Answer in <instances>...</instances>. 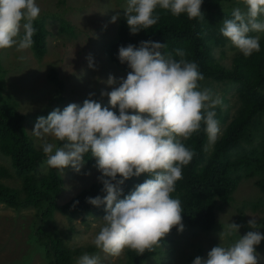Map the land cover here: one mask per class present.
<instances>
[{"label":"clouds","instance_id":"1","mask_svg":"<svg viewBox=\"0 0 264 264\" xmlns=\"http://www.w3.org/2000/svg\"><path fill=\"white\" fill-rule=\"evenodd\" d=\"M236 4L219 31L249 57L260 51L259 37L250 33L264 32V0H236ZM201 5L202 0H127L124 15L130 33L138 34L157 24V6L174 17L186 14L191 20L202 16ZM40 13L36 0H0V50L30 49L37 31L33 22ZM119 15L117 12L110 22H116ZM165 47L153 41H141L139 47L120 46L118 59L131 71L119 79L112 75L118 69L114 62L110 60L113 67L109 68L100 61L93 62L89 55V67L98 64L102 68L98 79L111 86V91L100 93L109 98L111 108L102 107L91 98L95 93H89L82 106L69 103L62 111L57 108L37 117L31 130L42 141L48 168L64 174L71 166L80 172L86 155L95 158L101 173L97 179L106 195L87 198L88 203L103 205L105 210L91 243L113 257H119L126 248L138 255L154 252L173 227L184 230L181 202L171 195L195 154L184 141L199 132L202 124L210 145L220 134L214 109L222 103L221 98L201 88L204 76L195 62L185 59L183 49H175L173 54L162 52ZM18 59L23 61L24 56ZM107 69L113 73L105 81L100 74ZM117 107L118 114L113 110ZM141 174L147 178L124 195L121 186L125 181ZM247 224L253 229L259 227L254 216ZM240 227L234 222L224 225L220 243L208 251L207 259L196 256L192 264H258L256 246L264 234L248 231L226 243ZM77 264H100V260L85 253Z\"/></svg>","mask_w":264,"mask_h":264},{"label":"trees","instance_id":"2","mask_svg":"<svg viewBox=\"0 0 264 264\" xmlns=\"http://www.w3.org/2000/svg\"><path fill=\"white\" fill-rule=\"evenodd\" d=\"M230 1L202 0V16L191 20L186 14L174 17L170 11L157 6L154 13L160 16L157 24L147 30H141L138 34H131L126 17L121 18L115 36L101 46L105 50L106 61L114 62L117 71L122 69L131 71L127 64H121L118 59L120 46L132 44L139 47L141 41H153L166 44L161 50L165 53L174 54L175 49H183L186 53L185 59L195 62L204 76L203 81H200L201 88L210 89L214 96L222 100V103L214 109L215 118L222 131L216 142L211 146L208 145L203 124L199 132L184 141L185 146L195 154L191 162L183 168V179L177 181L175 191L171 194L181 202L184 230L180 232L173 227L154 252L146 251L138 255L135 251L126 248L128 264H145L151 258H157L155 256L159 253L167 255L165 253V249L169 248L167 245L183 240L187 232L192 236L195 234L193 228L198 229V234L210 235L209 232H213L216 228L215 212L223 213L224 209L233 205L234 193L242 180L255 178V185L264 193V32L258 36L259 52H253L251 56L245 57L241 52L236 51L231 56L230 63L222 64L220 59L225 57L223 47L229 41L222 36L219 29L223 20L231 18L232 10L238 6L236 3H229ZM50 17L56 19L54 16L43 15L33 22L37 31L34 33V44L30 50L37 59H41L46 53L47 36L51 33L48 28L49 21L46 19ZM58 31L71 34L73 29L66 20L58 18ZM255 34L257 33H250L253 36ZM215 48L220 49V55L217 57L214 54ZM1 52L0 153L7 159L10 168L0 165V204L16 211L34 208L35 219L32 221L30 237L37 245L32 248L39 249L48 260V264H72L73 260L83 254L99 249L92 243L74 248L67 247L57 231L49 228L48 222L56 211L65 215L71 223L72 219L79 215L105 214L103 205L94 206L88 203L87 198L103 197L106 193L102 191L103 184L99 180H92L76 194L66 193L65 190H68L64 185L65 179L62 173L46 166L42 144L33 142L27 128V124H35L37 117L47 116L57 108L62 111L66 107L67 99L63 92L67 93L66 84L69 82L60 77L54 67H49L46 75L55 86L53 95L57 98V106L52 107L50 103H46L40 109L41 112L40 110L21 112L20 101L7 87V68L1 62ZM90 54L92 55L93 52H84L80 57L84 67L89 66V62L86 61ZM175 58L179 59V57ZM94 69L95 72L90 74L84 69L83 78L74 81L80 79L76 75L70 83L85 84L84 89L89 93L100 94L102 90L107 91V84L97 77L99 69L95 66ZM117 71L114 76L119 79L121 76ZM108 73L113 72H105L100 76L103 75L106 81ZM91 98L100 102L98 95ZM104 101L107 102L108 99L105 98ZM105 102H100L102 107H106ZM114 111L118 114V107ZM58 146L62 145L58 143ZM85 159L83 172L96 162L90 154L86 155ZM146 178V174H141L139 177L133 176L126 180L121 186L124 195L133 191L135 185L142 183ZM260 203L261 200L254 206ZM245 206V204L237 205V224H242L243 222L237 221L247 216ZM262 224L264 225V210L261 217ZM177 236L182 238L177 239ZM228 239L232 242L235 238L232 236ZM210 244L214 247L219 243L210 241L208 245ZM187 247L192 248V255L187 258L186 264H192L195 250L201 252L205 250V253L211 250L201 244L198 245L196 241L186 244ZM29 255L30 252L21 259L24 261ZM200 256L204 257V254ZM204 258L206 259V256ZM154 260L156 263L162 261L161 258ZM13 262L16 264V261Z\"/></svg>","mask_w":264,"mask_h":264},{"label":"rangeland","instance_id":"3","mask_svg":"<svg viewBox=\"0 0 264 264\" xmlns=\"http://www.w3.org/2000/svg\"><path fill=\"white\" fill-rule=\"evenodd\" d=\"M36 3L41 9L40 16L48 15L56 18L50 17L46 19L49 21L48 28L51 32L47 36L46 53L41 59H37L30 49L24 52H18L15 47L0 50L2 51L1 62L7 68V87L20 101L21 112L28 113L40 110L46 103H50L52 107H55L57 106V98L53 95L55 86L47 79L46 75L48 68L54 67L60 77L69 82L66 84L67 93L63 92L67 99L65 102L66 106L69 103H77L82 106L83 101L89 97V92L84 89L86 88L85 84L70 83V80H74L73 77L77 75L76 77L80 79L74 81H80L85 73L84 69H86L87 74L95 72L94 67H84L82 64L80 57H82L84 52H93L92 55L90 54L93 62H104L109 68L113 67L110 61H106L107 56L101 46L115 36L119 20L125 17L124 9L127 6V0H36ZM229 3L234 4L236 0H231ZM117 12L120 15L116 22H110L112 16L116 15ZM58 18H63L69 23L73 29L71 34L58 31ZM259 35L260 33L255 34V36ZM223 49L225 50V57L223 56L220 62L228 64L233 53L238 50L230 42ZM219 53L220 49L215 48L214 54L216 57L220 55ZM21 55L24 56L23 61L18 59ZM96 69L102 70L98 64H96ZM106 72H109V70L107 69ZM128 72L129 70L127 69L117 71L118 75L124 78H126ZM109 74L111 73L106 75L109 76ZM82 82L86 83L85 81ZM106 88L107 91H111V86L106 85ZM91 90L93 91V89ZM96 95H98L100 102H105L104 99L107 98L108 101L105 102V105L111 108L107 96L102 97L100 94H95L94 96ZM34 125L27 124L30 134ZM219 128L221 134L220 125ZM31 137L34 143L37 141L42 144V141L32 134ZM208 145L211 146L209 142ZM0 165L10 168L9 162L1 153ZM84 167L81 168L80 172H76L71 166L64 169L62 177L65 179L64 185L68 190H65L66 193L76 194L82 187L89 185L92 180H98L97 178L101 173L95 165L91 166L86 172L82 171ZM85 173L90 174L86 175ZM254 180L255 178L242 180L234 193L233 205L226 210L224 209L223 213L221 211L215 212L216 228L213 232H209L211 233L210 235L198 234V229L193 228L192 231L195 234L191 233L192 236L187 235L181 241L168 244L167 247L172 248H170V251L169 248L165 249L167 255L159 253L155 256L157 258L153 257L145 264H186L187 258L192 255V248H186V244H191L194 241L198 245L201 244L204 248L206 246L211 249L213 246L211 244L208 245V243L210 241L220 243L219 233L222 231V227L229 222L236 223L237 205L239 204L246 205L247 216L245 219L237 221L243 223L240 224L241 227L238 233L235 234L236 236L234 235V238L238 239L239 235L243 236L248 231H259L264 234V225H261V217L264 210V193L255 185ZM260 200L261 203L254 206ZM34 212V208L16 211L0 204V264H14L13 261H16V264H48V260L45 259L42 252L39 249L32 248L37 245L30 237L32 221L35 219ZM104 215H79L74 217L71 223L65 215L56 211L48 223L49 228L56 230L60 237L63 238L67 247L74 248L91 243L99 231V227L102 224L101 218ZM253 216L259 225L256 229L249 227L247 224L250 219H253ZM70 227L72 229H69ZM189 230H191L190 227ZM176 238L181 239L182 237L177 236ZM226 243H230L229 239ZM256 251L258 253V264H264V240L256 246ZM28 252H30V255L23 261L21 258ZM195 253L194 257L204 254L207 259L208 251L205 253V250L203 252L195 250ZM89 255L98 256L100 264H128L125 250L119 257L107 255L101 250L90 252ZM160 258L162 261L156 263L154 259L158 260ZM78 259L73 260L72 264H77Z\"/></svg>","mask_w":264,"mask_h":264}]
</instances>
